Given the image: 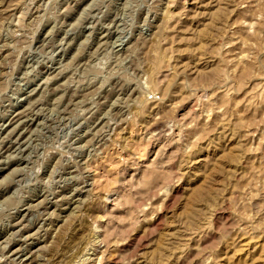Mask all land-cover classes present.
Returning <instances> with one entry per match:
<instances>
[{"label":"rangeland","instance_id":"obj_1","mask_svg":"<svg viewBox=\"0 0 264 264\" xmlns=\"http://www.w3.org/2000/svg\"><path fill=\"white\" fill-rule=\"evenodd\" d=\"M0 264H264V0H0Z\"/></svg>","mask_w":264,"mask_h":264},{"label":"bare ground","instance_id":"obj_2","mask_svg":"<svg viewBox=\"0 0 264 264\" xmlns=\"http://www.w3.org/2000/svg\"><path fill=\"white\" fill-rule=\"evenodd\" d=\"M37 100V99H36ZM4 126V125H3ZM33 132V131H32ZM30 154V153H29ZM19 156V155H18ZM19 169V168H18ZM7 200V199H6ZM3 202V201H2ZM27 224V223H26ZM13 237V236H12ZM97 239H99L98 238V234H95V236L93 237V241H92V243L94 242L95 243V241L97 240ZM93 247V246H92ZM20 249V248H19ZM96 249V248H95ZM12 252V251H11ZM88 259V258H87ZM84 263H85V261H84Z\"/></svg>","mask_w":264,"mask_h":264}]
</instances>
